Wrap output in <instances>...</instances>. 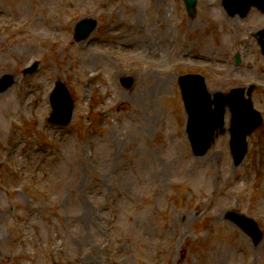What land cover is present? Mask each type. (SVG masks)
Segmentation results:
<instances>
[{"label":"rangeland","instance_id":"374dc122","mask_svg":"<svg viewBox=\"0 0 264 264\" xmlns=\"http://www.w3.org/2000/svg\"><path fill=\"white\" fill-rule=\"evenodd\" d=\"M195 7L0 0V80L15 81L0 91V264H264V14ZM86 17L96 26L80 41ZM187 72L211 94L255 84L263 122L238 166L227 130L192 153L177 82ZM56 81L74 103L67 126L48 119ZM228 212L253 218L259 242Z\"/></svg>","mask_w":264,"mask_h":264},{"label":"water","instance_id":"95a60500","mask_svg":"<svg viewBox=\"0 0 264 264\" xmlns=\"http://www.w3.org/2000/svg\"><path fill=\"white\" fill-rule=\"evenodd\" d=\"M186 2L188 4V9L190 13H193L194 0H186ZM252 3L257 4L258 6H260V8L262 7L264 9V1L239 0V4L243 8V13H245L248 6ZM261 35L263 39H261L260 41L264 47V31L261 32ZM190 78L191 77H182L181 87L186 102L185 105L188 111V131L190 133L195 152H203L208 148L213 138L214 130L217 127H220L223 122L222 116L224 112V105L228 104L232 112V120L230 127L231 144L233 147L232 151L238 161L243 152V147L240 146V143L243 144L245 134L249 132L251 127L259 121L258 114L251 109L250 102L248 101V99L243 98V90L241 89H234L226 97H222L221 95L220 96L222 98L216 96V107L214 110H212L210 108L211 103L209 100V95L205 90L203 81L199 83L196 81H191ZM7 80V82H4L5 80L1 82V89H4L10 83V78H8ZM195 90H198L199 92V100L194 95ZM65 92V88L61 84L58 85L57 90L55 92L56 96L54 100L56 107H58L60 103L65 102L61 99L62 96H64L65 98ZM66 102L69 105V102L67 100ZM65 108L66 110L68 109V118L70 110L67 106H65ZM65 121L66 120H63L62 122ZM198 143L199 145L197 146ZM236 220L243 227H248V229H246L249 231V233L254 235L255 240L259 238V233L255 230V228L251 226L249 222L244 223V221L248 219L244 220L241 217H236Z\"/></svg>","mask_w":264,"mask_h":264},{"label":"bare ground","instance_id":"6f19581e","mask_svg":"<svg viewBox=\"0 0 264 264\" xmlns=\"http://www.w3.org/2000/svg\"><path fill=\"white\" fill-rule=\"evenodd\" d=\"M210 6L211 7H215V6H217V2L216 1H212V2H210ZM148 53V52H150V45H147V46H145L144 48H143V50H142V53ZM154 74V73H153ZM152 74V75H153ZM167 78H171V76H168ZM169 79L167 80V81H169ZM164 82V83H162V81H159V83H158V85L161 87V88H163V87H166V84L168 83V82ZM0 237H1V234H0Z\"/></svg>","mask_w":264,"mask_h":264}]
</instances>
